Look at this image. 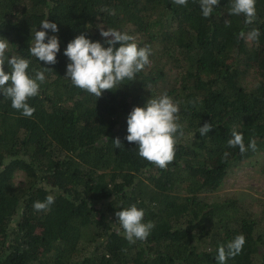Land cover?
<instances>
[{"label": "trees", "instance_id": "trees-1", "mask_svg": "<svg viewBox=\"0 0 264 264\" xmlns=\"http://www.w3.org/2000/svg\"><path fill=\"white\" fill-rule=\"evenodd\" d=\"M231 2L220 0L204 18L199 0H0L6 56L29 60L28 74L46 77L27 101L31 117L0 93V264H219L218 247L240 234L243 250L226 264H264V200L258 211L244 195L209 197L238 164L264 151V0H256L252 24L229 14ZM45 19L59 28L48 30L60 42L52 65L29 51ZM100 27L150 48L151 64L97 99L65 77L64 51L82 33L108 47ZM253 29L259 37L248 40ZM165 92L179 102L185 138L161 169L126 136L133 108ZM205 122L213 127L201 136ZM233 129L246 147L254 138L256 150L230 148ZM48 195L55 203L35 211ZM132 204L155 224L135 244L115 215Z\"/></svg>", "mask_w": 264, "mask_h": 264}, {"label": "clouds", "instance_id": "clouds-1", "mask_svg": "<svg viewBox=\"0 0 264 264\" xmlns=\"http://www.w3.org/2000/svg\"><path fill=\"white\" fill-rule=\"evenodd\" d=\"M173 3L186 6L188 0H173ZM220 0H199L201 12L204 18H209L217 7ZM110 14H115L111 10ZM230 15H244L245 24H252L256 19V0H232ZM230 26V21H225ZM41 31H36L33 42L29 48L30 54L39 61L47 64L57 62V53L60 51L59 38L56 35L49 36L48 30L53 33L59 31L56 23L48 19L41 21ZM100 35L105 38L109 45L104 47L100 42H92L85 33L80 34L68 43L64 55L69 58L66 78L72 84L86 92L100 98L104 91L117 89L118 85L125 80L133 81L136 74L141 72L145 66L151 64L149 56L151 49L138 47L134 37L116 29L104 30L100 27ZM240 37H245L241 32ZM259 37V30L253 29L247 34L248 40H256ZM47 39V43L45 40ZM119 43L120 47H116ZM9 42L0 39V93L11 99V106L21 111L25 117H31L35 108L28 104V99L39 94L40 85L45 82V71H36L34 78L28 74L30 61L18 56H6ZM7 63L10 72H5L4 66ZM45 70H49L45 68ZM51 70V69H50ZM10 81V84H9ZM179 102L174 100L165 92L159 97H151L144 107H135L127 118L126 140L138 145V154L150 163L161 169H167L168 165L175 158L177 143L185 138L183 126L177 123L179 119ZM213 125L205 122L199 128L201 136L207 135ZM189 136L191 133L188 134ZM230 148L239 147L240 153L245 154L248 149L255 151L257 144L252 138L250 143L245 145L243 134L235 129L231 132V138L227 141ZM119 137L114 140L116 148L121 147ZM230 153H224L226 160ZM55 203V198L48 195L43 202L36 201L33 204L35 211H47ZM119 225L123 229L125 239L130 244L137 240L146 241L155 227L152 221L144 222L145 212L132 204L122 211L116 212ZM246 238L243 234L237 235L227 245L221 244L218 247L217 260L219 264H226L228 257H235L240 254L245 245Z\"/></svg>", "mask_w": 264, "mask_h": 264}, {"label": "rangeland", "instance_id": "rangeland-1", "mask_svg": "<svg viewBox=\"0 0 264 264\" xmlns=\"http://www.w3.org/2000/svg\"><path fill=\"white\" fill-rule=\"evenodd\" d=\"M263 161L264 151L238 164L234 171L225 177L222 185L209 194L210 200L219 199L228 194L244 195L258 209L264 200V174L260 169Z\"/></svg>", "mask_w": 264, "mask_h": 264}]
</instances>
